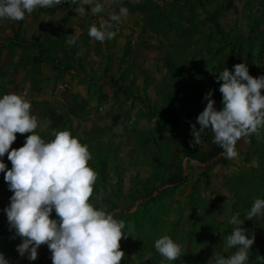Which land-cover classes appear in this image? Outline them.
I'll use <instances>...</instances> for the list:
<instances>
[{
    "label": "rangeland",
    "instance_id": "1",
    "mask_svg": "<svg viewBox=\"0 0 264 264\" xmlns=\"http://www.w3.org/2000/svg\"><path fill=\"white\" fill-rule=\"evenodd\" d=\"M99 2L104 10L83 18H76L78 3H63L37 8L22 21L0 19V98L25 96L45 142L53 131L68 130L88 145V166L97 173L90 202L126 225L121 264H207L214 254L231 255L229 220L235 213L245 219L254 200L264 199V130L239 140V155L229 160L211 130L191 147V124L209 90L222 108L219 72L245 63L254 78L264 75V0ZM121 7L128 15L111 29L114 39L89 37L91 25L115 23L110 15ZM75 30L79 41L70 46ZM28 135L17 133L11 148L22 147ZM0 160L11 169L7 154ZM11 195L0 173V252L11 264H52L47 245L35 261L17 253L21 240L11 239L3 211ZM242 226L255 235L248 264H257L264 217ZM164 235L182 245L175 261L154 247Z\"/></svg>",
    "mask_w": 264,
    "mask_h": 264
},
{
    "label": "clouds",
    "instance_id": "2",
    "mask_svg": "<svg viewBox=\"0 0 264 264\" xmlns=\"http://www.w3.org/2000/svg\"><path fill=\"white\" fill-rule=\"evenodd\" d=\"M63 3H78L76 18L104 10L99 0H0V19L22 21L37 8L51 9ZM85 5L91 6L90 12L85 10ZM127 15L128 9L121 7L118 14L110 15V21L115 23L91 25L89 37L101 43L114 39L117 33L111 29ZM78 41L77 30L67 36L70 46ZM216 83L220 85L222 108L217 110L213 90H209L203 97L206 107L196 123L191 124L193 140L189 143L197 147L206 131L211 130L212 142L223 149L226 159L233 160L239 155L236 150L239 140H247L253 134L260 137L264 130V75L254 78L248 66L239 63L233 66V71L225 68L219 72ZM30 110L31 103L23 95L10 93L0 98V158L7 154L12 165L9 170L0 160V173H4V181L12 193L9 206L3 211L9 231L14 232L11 239L21 240L17 253L21 258L35 261L38 249L47 245L52 264H121L125 253L120 242L128 238L123 231L126 225L90 202L97 173L88 166L92 160L88 145L68 130L53 131L54 139L45 142L36 134L38 119ZM17 133L30 135L22 147L12 149ZM104 195L101 190L96 199L102 200ZM53 211L57 219L51 218ZM256 217H264V199L254 200L245 219L239 213L231 217L229 224L233 228L225 247L235 251L227 257L214 254L207 264H248L255 235L242 225ZM154 247L169 262L182 255V245L167 235L157 239ZM255 259L257 264H264V256L257 254ZM0 264H11L2 252Z\"/></svg>",
    "mask_w": 264,
    "mask_h": 264
},
{
    "label": "trees",
    "instance_id": "3",
    "mask_svg": "<svg viewBox=\"0 0 264 264\" xmlns=\"http://www.w3.org/2000/svg\"><path fill=\"white\" fill-rule=\"evenodd\" d=\"M13 39L16 40L17 43H18V42H20V43H24L22 39H19V38L16 36V34H14ZM45 60H47V61H49V62H51V63L55 61V59H53V57H52L51 59L46 58Z\"/></svg>",
    "mask_w": 264,
    "mask_h": 264
}]
</instances>
